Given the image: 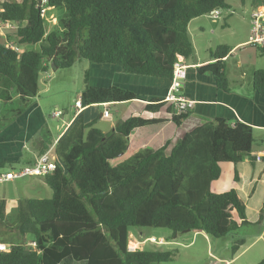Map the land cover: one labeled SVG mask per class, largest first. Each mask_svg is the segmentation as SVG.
Masks as SVG:
<instances>
[{"label":"trees","instance_id":"16d2710c","mask_svg":"<svg viewBox=\"0 0 264 264\" xmlns=\"http://www.w3.org/2000/svg\"><path fill=\"white\" fill-rule=\"evenodd\" d=\"M39 1L0 3V22L16 24L13 38L0 35V101L16 97V115L38 94L40 74L48 65L64 70L87 61L117 65L129 75L170 80L177 56L189 59L193 54L189 23L229 8L225 0H46L47 8H67L59 35L46 34ZM9 40L19 52L6 47ZM35 45L39 51L21 49ZM231 50L217 46L210 51L215 63L199 68L212 74L222 91L228 82L221 61ZM87 78L86 73L83 108L136 99L119 87L88 86ZM252 80L264 99V70L254 71ZM162 105L154 102L146 109ZM188 115L189 110L175 113L172 121L179 126ZM160 122L135 116L103 133L95 121L85 123L79 115L55 147V170L42 178L51 198L23 199L17 206L12 228L30 236L35 248L10 245L9 252H0V264H66L68 258L84 264H165L174 252L128 251L130 229H166L172 235L199 231L221 239L251 225L237 191L217 192V187L227 166L233 183L240 179L239 163L248 159L254 166L252 128L243 123L229 126L216 118L186 133L170 149L171 140L147 133ZM44 141L45 151L50 142ZM7 165L0 162V169ZM4 219L5 202L0 200ZM263 220L264 198L259 222ZM241 245L242 240L234 244L233 254ZM258 264H264V258Z\"/></svg>","mask_w":264,"mask_h":264},{"label":"crops","instance_id":"0c3cea01","mask_svg":"<svg viewBox=\"0 0 264 264\" xmlns=\"http://www.w3.org/2000/svg\"><path fill=\"white\" fill-rule=\"evenodd\" d=\"M3 1L5 0H0V3ZM245 2H249V7L251 9L255 0H245L244 3ZM222 16L223 19L228 20L229 17H232V14L230 11H226L222 14ZM247 18L248 34L250 12L248 13ZM191 23L192 21L189 23V26ZM14 30L15 29L9 30V32H7L8 30L2 31L1 33L3 34V38L7 40L8 34L14 32ZM199 30L202 35L204 33V29L200 26ZM8 42L14 43L13 40H9ZM219 45H226L232 48L231 52L221 61L224 65L225 77L228 82L226 91H222L217 88L216 79L212 74L202 73L199 71L201 66L215 63V59H211L210 57V51L214 50ZM192 46V56L189 59H184L187 70L186 78L180 93L185 99L191 100L194 103L192 108L189 110L188 117L179 126H176L172 121V115L175 114L174 107L170 103L164 102L170 87L169 80L125 74L119 66L110 64L98 65L83 64V62L80 61L76 62L77 64L80 63L83 72L86 70L84 77L87 73L88 86L97 88L119 87L133 92L136 95V99L130 102L118 104H97L85 108L82 106V110L79 113H76L74 106H72L71 110L68 112L65 111V109H56V111H61L62 115L59 118H53L56 120L55 129L59 131L55 138L53 137L52 132L48 129H46L44 135L41 133L40 128H43V126L46 125V121L44 119V113L38 102H31L35 97L29 99L27 107L19 115L15 114L19 107L16 97L6 103H2L0 101V107L6 109L5 115L2 117L0 116V162H6L9 168L4 171L0 169V175L6 174L10 171L19 170L24 166L33 165L39 156L55 144V141H57V145L59 139L68 131L73 121L79 115L85 123L95 121L94 127L99 124L100 127L96 128L100 129L103 133L112 132L117 123L130 117L136 116L147 120H161L160 123L149 126L147 128V133L150 138H157L163 141L171 140L170 149L180 138L195 127L210 123L216 118H221L226 120L229 126H233L236 123H243L250 126L252 128L254 138L251 156L257 152L263 151L264 99L254 90L252 76L253 72L256 70H264V55L260 54L259 49L248 46L247 43L241 45L243 49L231 46L227 41H222L220 44L214 45L213 47L209 44L206 45L208 56L201 55L193 41ZM21 49L23 50L24 48L21 47ZM232 62L233 65H231ZM76 63L74 65H76ZM81 78H83L82 75ZM83 83L84 86L76 100L80 98L85 87V82ZM154 102L163 103V105L157 110L148 111L146 107L149 104H154ZM110 106L113 107V115L108 109ZM88 109H93L96 117H90L86 120L84 115ZM105 109H108L109 113L106 118L102 116ZM44 140L50 142L49 147L45 151L43 150L45 145ZM56 162H58L57 157ZM236 169L240 175L239 181L237 183L232 182L230 166H227L225 168L227 183L222 185L221 181H223L224 178L221 177L217 187V192L227 191L232 188L235 189L239 197L245 203V214L247 220L251 223V225H256L258 230L254 234L250 235L249 239L251 242L248 245H246L247 238L235 237L238 235L237 232L231 234V240H227L225 246H227V244H233L232 240L241 239H244L243 245L239 247L235 256L229 261L223 257L216 256V263L219 264L232 263L256 245H259L255 250L256 256L264 258V220L259 222V214L263 199L261 205L258 209H256L255 215L251 217L252 219H249L247 212V201L250 202L251 199L255 197L260 185L262 192H264V163L255 162L254 166H252L248 159H245L236 166ZM12 182L13 181L6 183ZM40 182L44 183L41 177H33L31 180V185L34 187L33 189L43 187ZM3 200L5 202L6 219L7 215L10 213L8 210L10 204L5 199ZM188 233H192L194 237L200 236L205 241L210 239V237L203 232L192 231ZM177 235L173 236V240H176L174 238H177ZM141 238H154V235L146 238L142 232H129L128 241H133L137 244V246L141 247L134 249L135 251L143 250ZM158 238V240H162L161 236ZM192 240L194 241V238ZM193 241H191L187 246H190ZM25 242L28 244L29 242H32V240H25ZM165 244L176 245L177 243L174 241H166Z\"/></svg>","mask_w":264,"mask_h":264},{"label":"rangeland","instance_id":"374dc122","mask_svg":"<svg viewBox=\"0 0 264 264\" xmlns=\"http://www.w3.org/2000/svg\"><path fill=\"white\" fill-rule=\"evenodd\" d=\"M18 1V0H14ZM229 8L227 10H221L220 16H202L192 20V23L189 26V36L197 49L203 56H208V51L206 45L220 44L222 41H227L231 46H236L238 49H243L241 45L246 44L248 34V13H251L252 7L250 9L249 2L242 3L241 0H225ZM46 13L43 16L45 21V32L46 34L50 31H56L59 35H62V21H66L68 18L67 8L65 6L56 7L52 9H47L45 6ZM226 11H230L232 17H229L228 20L223 19L222 14ZM250 25V24H249ZM200 26L204 29V33L201 35ZM249 31V28H248ZM9 32V30L7 31ZM11 32V31H10ZM13 33V32H12ZM11 36V33L8 34ZM13 38V36H11ZM205 40V41H203ZM216 43V44H215ZM24 49L39 51L40 46H24ZM233 61V60H231ZM83 64H90L87 61H80ZM234 62V61H233ZM233 62L231 65H233ZM49 69L47 72L40 74V79L38 82V94L32 99L31 102L39 104L43 113L46 125L41 129V133L44 135L46 129L52 132L53 137L59 133L56 130V120L53 119L50 115L52 112L58 110L70 111L71 107L74 106L75 100L78 98L81 89L84 86V73L86 70H82V66L76 63V65L71 66L68 69L64 70H52L51 66L48 65ZM81 75L83 78H81ZM82 79V80H81ZM70 107V108H69ZM111 114H114L113 107H108ZM6 109L0 107V116L5 115ZM96 117V114L93 109H88L84 115V118L87 120L90 117ZM95 127H100L97 124ZM61 131V130H60ZM259 143V142H256ZM9 169L8 166L2 168ZM222 185L226 182V173H223ZM33 177H27L24 179H16L12 183H0V200L5 199L9 205V214L7 215L4 221L0 220V243L7 245H14L16 243H22L26 246L27 243L25 240L29 241L30 236L26 235L22 237L19 235L12 227L16 220L17 215V206L19 201L28 198L36 199H50L52 192L50 188L40 182L43 187H38L33 189L31 185V180ZM39 180V179H37ZM264 192H262L261 185L258 188L255 197L251 201H247V212L249 219L255 215L256 209L261 205ZM258 228L253 225H247L241 227L235 237H245L246 245H248L251 240L249 239L250 235L257 232ZM144 233L146 238L154 235V238L158 240V237H162L163 242L174 241L176 245H157L147 243L146 239H142L143 250H154V251H172L175 256L171 262L165 264H219L216 263V256L223 257L227 261L231 260L235 253L233 254L232 248L234 242L238 240H232L233 244L225 243L227 240H231V234L225 236L221 239L210 238L208 241H205L200 236H193L192 233L179 234L176 240H173V236L170 231L166 229H130V233ZM144 238V237H143ZM194 238V241L192 240ZM242 240V239H241ZM191 241L192 244L187 246ZM234 241V242H233ZM244 241V239L242 240ZM259 245H256L252 249L246 251L241 255L237 260H234L230 264H257L263 258L256 256L255 250ZM128 247L131 249L141 248L137 246L133 241H128ZM132 249V250H133ZM260 257V258H259ZM259 259V260H258ZM67 260V259H66ZM259 261V262H258ZM66 264H83L77 263L68 258Z\"/></svg>","mask_w":264,"mask_h":264},{"label":"built area","instance_id":"2783aa9c","mask_svg":"<svg viewBox=\"0 0 264 264\" xmlns=\"http://www.w3.org/2000/svg\"><path fill=\"white\" fill-rule=\"evenodd\" d=\"M46 0L39 1L40 15L43 17L46 13ZM221 10H215L210 13V16H219ZM16 28V24L12 22L1 23L0 22V35L5 30H13ZM247 45L257 48L264 49V0H255L250 13V25L248 31ZM6 47L19 52V48L14 43L6 42ZM187 66L185 60L181 56H177L176 62L173 64L172 77L170 81V87L168 93L164 99V102L172 104L177 115L182 114L190 110L193 106V101L185 99L180 91L183 87L186 78ZM74 108L76 113L82 110V104L80 98L74 102ZM108 109L103 111V117H108ZM62 115L61 111H54L51 113L52 118H59ZM55 144H53L48 150H46L41 156L37 158L35 163L30 166H24L19 170L7 172L6 174L0 175V183L11 182L16 179H24L27 177H45L55 170L56 157H55ZM256 163H264V150L257 152L253 155ZM147 243L164 245L163 240H156L155 238L146 239ZM29 248H35L34 242L27 244ZM10 245L0 243V252H9ZM128 251H135L128 247Z\"/></svg>","mask_w":264,"mask_h":264},{"label":"water","instance_id":"95a60500","mask_svg":"<svg viewBox=\"0 0 264 264\" xmlns=\"http://www.w3.org/2000/svg\"><path fill=\"white\" fill-rule=\"evenodd\" d=\"M188 232H189L188 230H185L182 233H188ZM176 235H177V233L174 234V236H176Z\"/></svg>","mask_w":264,"mask_h":264},{"label":"bare ground","instance_id":"6f19581e","mask_svg":"<svg viewBox=\"0 0 264 264\" xmlns=\"http://www.w3.org/2000/svg\"><path fill=\"white\" fill-rule=\"evenodd\" d=\"M133 249V248H132Z\"/></svg>","mask_w":264,"mask_h":264}]
</instances>
